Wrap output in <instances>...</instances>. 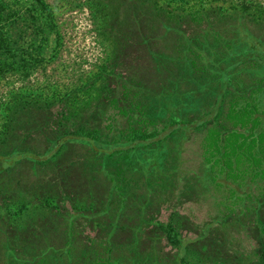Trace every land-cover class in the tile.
<instances>
[{
	"label": "rangeland",
	"instance_id": "374dc122",
	"mask_svg": "<svg viewBox=\"0 0 264 264\" xmlns=\"http://www.w3.org/2000/svg\"><path fill=\"white\" fill-rule=\"evenodd\" d=\"M0 11V155L14 150L19 105L64 97L53 109L95 126L127 80L154 127L184 122L111 161L78 141L39 164H0V264L259 262L264 184L256 205L226 212L200 143L228 126L230 98L262 90L264 102V60L246 50L264 49V0H0Z\"/></svg>",
	"mask_w": 264,
	"mask_h": 264
},
{
	"label": "trees",
	"instance_id": "16d2710c",
	"mask_svg": "<svg viewBox=\"0 0 264 264\" xmlns=\"http://www.w3.org/2000/svg\"><path fill=\"white\" fill-rule=\"evenodd\" d=\"M7 36L4 34L2 37L0 33V55L5 53ZM262 48L257 45L256 49L254 44H250L246 50L254 53L253 57L257 60L263 61ZM100 72L104 73L99 69L97 74ZM110 74L107 73L106 76ZM100 88L106 90L108 86L102 83ZM139 88L138 82L127 80L121 84L118 94H108L105 105L95 107L98 110V119H95L98 122L95 126H91L83 114L72 120L66 111L53 109L56 103H65L64 97L56 101L52 98L51 102L44 100V104L33 102L28 103V106L19 105L18 110H14L15 121L9 127L12 134L15 129L19 130L13 136L14 140H9L14 149L8 152L12 157H8V153L0 155V164L6 165L21 157L35 158L39 164L51 160L65 143L78 141L89 146L88 153L101 154V159L109 161L119 154L124 155L122 151H128L135 144L154 143L184 125V122L169 119L159 128L154 127L146 117L147 108L137 100L136 91ZM132 89L136 91L131 93ZM260 92L262 90L252 91L247 97L237 95L230 98L223 114L228 126L208 127L200 143L201 160L208 171L213 189L223 191L219 204L226 212H232L243 202L256 205L258 202L251 189L264 184V102ZM84 112L88 114L90 109ZM51 118H58V123L52 124ZM31 133L32 137L38 138V143L35 144L32 140L27 145L26 136ZM121 141L127 143L120 144ZM20 143L23 146L21 149ZM113 187L117 188L115 184ZM96 264L109 262L99 259ZM257 264H264V243Z\"/></svg>",
	"mask_w": 264,
	"mask_h": 264
}]
</instances>
